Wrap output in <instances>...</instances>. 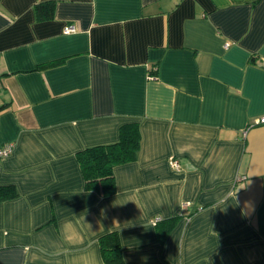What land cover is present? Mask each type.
I'll return each instance as SVG.
<instances>
[{
  "label": "crops",
  "instance_id": "0c3cea01",
  "mask_svg": "<svg viewBox=\"0 0 264 264\" xmlns=\"http://www.w3.org/2000/svg\"><path fill=\"white\" fill-rule=\"evenodd\" d=\"M262 116L264 0H0V264H105L110 231L123 264H264ZM132 122L86 190L76 153Z\"/></svg>",
  "mask_w": 264,
  "mask_h": 264
},
{
  "label": "trees",
  "instance_id": "16d2710c",
  "mask_svg": "<svg viewBox=\"0 0 264 264\" xmlns=\"http://www.w3.org/2000/svg\"><path fill=\"white\" fill-rule=\"evenodd\" d=\"M49 6L50 9L42 11L41 3L37 4L38 16L52 15L53 4L49 3ZM138 149V123L132 122L120 126L118 139L115 142L93 145L78 151L76 158L83 174L85 189L95 191L104 197L112 195L116 191L113 168L134 161ZM17 195L18 191L13 185L0 186V200L15 198ZM172 224L173 221L168 220L159 231L161 243ZM98 242L105 264H123V247L116 231L103 234L99 237Z\"/></svg>",
  "mask_w": 264,
  "mask_h": 264
},
{
  "label": "built area",
  "instance_id": "2783aa9c",
  "mask_svg": "<svg viewBox=\"0 0 264 264\" xmlns=\"http://www.w3.org/2000/svg\"><path fill=\"white\" fill-rule=\"evenodd\" d=\"M63 33L65 34H69V33H72V32H75L76 31V26L73 24V23H69V24H66L64 27H63ZM256 123H264V116L258 118L256 120ZM12 144H4L3 146L0 147V157H4L6 155H8L11 151H12ZM170 164L174 167H177V162L174 160V159H170L169 160ZM161 220V218L159 217H156V218H152L150 220V223L155 225L157 222H159Z\"/></svg>",
  "mask_w": 264,
  "mask_h": 264
}]
</instances>
